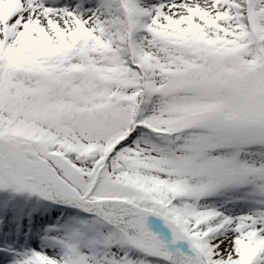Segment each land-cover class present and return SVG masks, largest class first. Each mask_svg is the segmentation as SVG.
<instances>
[{
    "label": "snow or ice",
    "instance_id": "6c2138e0",
    "mask_svg": "<svg viewBox=\"0 0 264 264\" xmlns=\"http://www.w3.org/2000/svg\"><path fill=\"white\" fill-rule=\"evenodd\" d=\"M0 264H264V0H0Z\"/></svg>",
    "mask_w": 264,
    "mask_h": 264
}]
</instances>
